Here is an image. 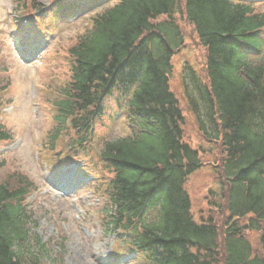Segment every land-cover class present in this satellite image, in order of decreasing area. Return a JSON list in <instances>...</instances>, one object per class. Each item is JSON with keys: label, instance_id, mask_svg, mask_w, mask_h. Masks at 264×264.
<instances>
[{"label": "trees", "instance_id": "obj_1", "mask_svg": "<svg viewBox=\"0 0 264 264\" xmlns=\"http://www.w3.org/2000/svg\"><path fill=\"white\" fill-rule=\"evenodd\" d=\"M68 1L84 8L104 0ZM111 2L61 48L69 80L48 101L56 111L53 140L64 130L89 136L108 116L106 99L126 110L130 134L104 141L100 153L112 173L103 193L105 230L142 254L143 264L221 261L217 226L194 219L185 189L202 162L184 138V116L170 89L172 58L185 46L179 17L206 51L205 80L187 67V103L203 138L223 146L230 216L222 262L264 264V55L250 61L245 53L264 49V10L249 0ZM31 5L41 7L35 0ZM10 137L0 124V140ZM35 188L20 172L0 179V264H43L48 247L31 238L35 223L26 203ZM244 217V224L237 222ZM248 230L260 233L262 253L253 249Z\"/></svg>", "mask_w": 264, "mask_h": 264}, {"label": "rangeland", "instance_id": "obj_2", "mask_svg": "<svg viewBox=\"0 0 264 264\" xmlns=\"http://www.w3.org/2000/svg\"><path fill=\"white\" fill-rule=\"evenodd\" d=\"M31 1L0 0V121L12 134L10 140L0 141V157L5 161L0 179L20 172L34 183L36 188L26 203L35 223L31 225V238L38 236L48 247L43 264H141L137 257L131 259L135 253L125 240L107 232L103 224L108 206L103 193L112 173L101 161L100 153L104 141L130 134L126 110L106 99L108 116L96 123L89 136L76 132L68 136L64 130L52 139L56 111L48 101L55 100L58 90L69 80V60L61 48L87 27L91 13L68 16L66 12L74 5L64 0L47 15L45 11H34ZM35 1L50 4V0ZM253 2L264 10V0ZM17 15H25L27 24L22 19L17 24ZM177 21L185 46L172 58L170 89L184 116V138L199 149L202 162V167L188 177L185 189L192 201L194 219H212L217 226L219 264H224L229 185L222 173L223 146L207 141L199 132L184 86L188 66L205 80L206 51L198 43L194 27L179 17ZM21 55L30 62L22 60ZM53 143L56 149L50 150ZM248 217L237 222L244 224ZM246 236L255 252L262 253L260 233L248 230Z\"/></svg>", "mask_w": 264, "mask_h": 264}, {"label": "snow or ice", "instance_id": "obj_3", "mask_svg": "<svg viewBox=\"0 0 264 264\" xmlns=\"http://www.w3.org/2000/svg\"><path fill=\"white\" fill-rule=\"evenodd\" d=\"M73 175H74V173H73Z\"/></svg>", "mask_w": 264, "mask_h": 264}]
</instances>
